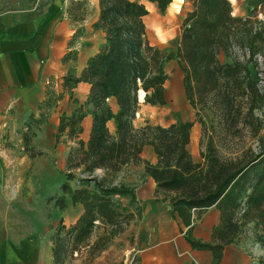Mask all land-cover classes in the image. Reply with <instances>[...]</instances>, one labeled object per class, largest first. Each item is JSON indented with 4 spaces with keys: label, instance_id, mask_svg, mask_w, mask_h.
I'll use <instances>...</instances> for the list:
<instances>
[{
    "label": "trees",
    "instance_id": "16d2710c",
    "mask_svg": "<svg viewBox=\"0 0 264 264\" xmlns=\"http://www.w3.org/2000/svg\"><path fill=\"white\" fill-rule=\"evenodd\" d=\"M142 1L99 0L100 15L94 27L105 32L107 44L88 61L80 77L65 79L70 90L79 83L90 85L86 104L91 108L93 126L89 141H79L68 157V181L75 179L73 171L77 170L86 177L78 179L74 189L67 183L63 189L85 212L76 225L62 228L65 239L59 234L52 239L55 264H64L62 254L70 242L74 250L88 246L96 222L114 226L133 217L121 199L128 198L131 208L136 207V187L117 178L141 162L145 146L153 147L157 157L155 165L146 164V175L154 180L158 192L173 195L166 203L174 219L190 226L192 210L205 212L216 207L220 211L212 242L188 236L193 249L212 252L214 264H219L225 248L235 245L249 224L254 226L256 242L264 245V149L238 162L208 155L206 163H195L188 150L194 123L134 126L140 90L145 92L146 104L165 105L168 77L163 65L170 59L149 42L144 22L148 11ZM147 1L165 11L174 0ZM192 7L176 52L190 106L198 116L205 111L220 114L229 127L238 124L241 116L244 122L258 121L255 112L261 107L254 101L260 95L248 65H258L255 57L262 36L234 17L229 0H194ZM235 47L242 51V58L233 55ZM222 54L230 57V62L222 63ZM110 100L116 101L117 112ZM84 115L73 114L71 134ZM110 121L115 124L114 134L107 126ZM99 170L104 172L102 179L94 177ZM242 205L244 212L238 219Z\"/></svg>",
    "mask_w": 264,
    "mask_h": 264
},
{
    "label": "rangeland",
    "instance_id": "374dc122",
    "mask_svg": "<svg viewBox=\"0 0 264 264\" xmlns=\"http://www.w3.org/2000/svg\"><path fill=\"white\" fill-rule=\"evenodd\" d=\"M193 1L174 0L173 5H170L165 11H161L154 3L147 0L142 1L148 11L144 22L149 42L162 54L170 56V59L163 65L168 77L165 84V105L153 106L146 104L144 99L139 96V109L135 115L134 126L140 129L147 124L168 127L180 122H192L194 126L191 135L195 140L193 149L196 155L195 163H206L204 157L208 155L216 156L223 161L238 162L244 156L250 157L251 154L264 149V0H229L234 17L238 18L245 28L252 29L253 32L260 34L263 39L260 42L258 41L259 53L255 57L258 65H248L250 77L259 90L260 96L255 97L254 104L261 107L255 112V116L260 122L259 120L244 122L243 116H241L238 124L230 127L220 114L205 111L198 116V112L190 106L186 98L184 74L176 57V52L182 26L187 14L193 9ZM149 9L156 11L159 17L158 21H149ZM30 13L44 27L58 17L66 22L67 43L63 62L71 65L68 68L66 78L69 75L76 77L78 73H81L77 65H87L88 61L107 44L105 32L96 30L94 27L98 23L100 15L99 0H0V17H17L19 15H30ZM232 52L233 55L242 58V51L238 47L233 48ZM220 60L222 63H228L231 59L222 54ZM58 100L59 97L54 94L47 105L54 107ZM112 107L116 111L115 106L112 105ZM90 109L85 102L80 106L77 104L75 112L82 114L85 111H90ZM69 120L67 121V118L62 119L56 135L58 142L67 129L70 130ZM24 133L21 135L22 140H32L34 135L29 130ZM77 147L72 146L68 151L66 164L60 170L56 168V164L55 166L44 164L38 155L39 151L30 149V166L26 165L22 169L24 178L19 186L20 207L21 209L25 208V211L28 212L19 215L20 223L18 225L20 228L15 231L19 237L30 234V230H27L26 227L28 217L30 216V221H32L31 218L39 216L42 212L41 215L49 220V232L52 234V239H56L57 234L60 235V239H65L66 232L62 231V228L66 226L62 224L57 214V210L65 206L66 198H70L63 189L64 185L67 183L70 188L74 189L78 184V179L86 177V175L81 174V170H77L73 171L75 179L68 181L67 178L68 157L71 151ZM134 166L132 165L131 168H127L120 173L117 180H123L138 189L143 185L142 181L144 179L138 178L135 180L137 174L133 172L132 168ZM94 177L102 179L104 172L99 170L94 174ZM59 193L61 196H59ZM172 196V194L158 192L156 188L150 203L167 204L166 201ZM121 202L124 207L130 208L133 217L129 221L120 220L119 224L114 226L96 222L87 247H79L74 250L70 242L64 248L62 254L64 264H140V255L145 248L146 237L156 235L155 237L160 239V233L171 234L172 230L176 231V229L165 225L155 227L154 225L145 226L141 224L140 218L143 216L147 205L137 203L136 207L142 213L140 216V211L136 207L131 208L128 198L121 199ZM243 209L244 205L237 214L238 219L243 214ZM197 212L199 211L192 210V217ZM23 217L26 218V221L22 220ZM119 230L123 231L119 233ZM6 232V230H0V236H5ZM176 232L168 241H178L186 238V242H188V236L191 237L190 233L187 232V237L184 238L181 235V229L180 232ZM212 236L211 240L206 243L212 242ZM191 239L193 238L191 237ZM160 242L165 245L167 241L161 240ZM162 247L166 250V246ZM169 255L168 253L161 254L164 259H167ZM222 259V264H264V245L256 242L253 224L243 228L242 233L236 239L235 245L225 248ZM179 262L182 264V260Z\"/></svg>",
    "mask_w": 264,
    "mask_h": 264
},
{
    "label": "crops",
    "instance_id": "0c3cea01",
    "mask_svg": "<svg viewBox=\"0 0 264 264\" xmlns=\"http://www.w3.org/2000/svg\"><path fill=\"white\" fill-rule=\"evenodd\" d=\"M66 43L67 24L61 17L45 27L31 13L0 17V230L7 231L5 236H0V264H55L50 223L41 215L42 212L38 218H31L32 221L30 216L27 221L22 218L30 230L28 236L19 237L15 231L20 228L19 215L28 213L20 207L19 186L24 178L22 169L30 166V149L39 151L44 164H56L60 170L65 166L72 146L76 147L79 141L87 143L90 139L93 116L90 111H85L74 134L67 129L57 141L62 119H71L77 104L80 106L87 102L91 89L86 83H79L71 90L64 86L71 66L63 62ZM77 66L81 72L86 67ZM80 75L78 73L76 77ZM52 94H56L59 100L54 107H49L47 103ZM109 103L117 112L116 101L110 100ZM107 126L114 134V122H108ZM27 130L34 136L32 140L24 141L21 135ZM194 146L195 140L191 135L188 150L193 160L196 157ZM140 158L142 161L132 168L137 174L135 180L144 179L143 185L136 189L137 203L147 205L140 223L155 227L165 225L179 232L181 229L184 238L189 232L195 241H210L214 228L220 224V211L212 207L205 212H197L190 226H185L178 218L174 219L169 205L150 203L156 183L146 175V163H157L153 147L145 146ZM84 212V207L73 204L70 198H66L65 206L57 210L66 227L76 225ZM176 231L160 233V239L156 235L146 237L140 264H181V260L182 264H214L212 252L193 249L186 238L168 241ZM161 240L167 241L165 245ZM162 246H166V250ZM165 253L170 254L167 259L161 256Z\"/></svg>",
    "mask_w": 264,
    "mask_h": 264
},
{
    "label": "bare ground",
    "instance_id": "6f19581e",
    "mask_svg": "<svg viewBox=\"0 0 264 264\" xmlns=\"http://www.w3.org/2000/svg\"><path fill=\"white\" fill-rule=\"evenodd\" d=\"M171 5H173V3ZM149 12H150L149 21L156 22V21L159 20V17H158V15H157V13H156V11L154 9H149ZM162 24H163V22H162ZM138 94H139V96H140L141 99H144L145 98V92L144 91L140 90Z\"/></svg>",
    "mask_w": 264,
    "mask_h": 264
}]
</instances>
